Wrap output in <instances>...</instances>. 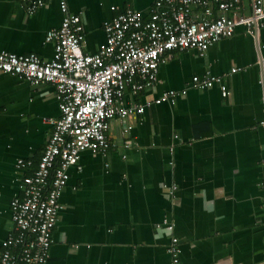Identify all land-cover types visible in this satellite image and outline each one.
I'll return each instance as SVG.
<instances>
[{"label":"crops","instance_id":"0c3cea01","mask_svg":"<svg viewBox=\"0 0 264 264\" xmlns=\"http://www.w3.org/2000/svg\"><path fill=\"white\" fill-rule=\"evenodd\" d=\"M66 2L80 17L83 51L94 53L104 21L125 7L147 19L153 0ZM28 5L0 0V50L49 60L54 45L45 36L64 13L59 0L32 13ZM207 72L220 76L228 95L219 84L192 86L193 75ZM167 89L186 92L174 103L154 102ZM147 102L143 112L110 121L106 154L85 150L81 169H69L45 264H174L166 251L172 236L178 264H264V26L238 25L202 55L174 52L154 84L127 87L122 104ZM59 116L52 83L0 72V249L13 227L10 201L22 194L17 160L31 161L24 170L32 172L49 120Z\"/></svg>","mask_w":264,"mask_h":264},{"label":"built area","instance_id":"2783aa9c","mask_svg":"<svg viewBox=\"0 0 264 264\" xmlns=\"http://www.w3.org/2000/svg\"><path fill=\"white\" fill-rule=\"evenodd\" d=\"M24 1L29 4V13L45 2ZM211 3L216 4L220 15H214ZM59 4L64 13L61 23L45 36L54 45L51 59L0 50V72L33 85L52 83L60 110L58 118L49 120L52 131L32 172L24 170L31 161L17 160L22 194L10 201L13 227L1 242L0 264L46 263L69 169H81L79 158L85 150L107 153L112 146L108 136L112 119L124 121L129 113H141L150 104L124 106L127 87L135 92L152 86L159 66L174 52L195 49L202 55L220 38L231 36L238 25L264 26V0H153L147 19L141 11L125 7L104 21V40L96 52L87 53L82 49L79 15L68 12L66 0H59ZM191 84L194 88L219 84L222 96L229 93L220 76L210 72L193 75ZM185 92L167 89L154 102L174 103ZM129 129L124 122V132ZM163 186L170 193L176 189L175 185ZM166 251L178 264L176 236L170 238Z\"/></svg>","mask_w":264,"mask_h":264}]
</instances>
